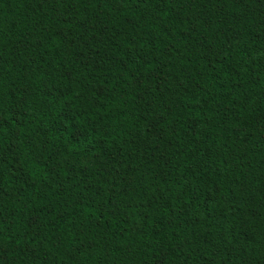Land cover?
Masks as SVG:
<instances>
[{
	"label": "trees",
	"instance_id": "obj_1",
	"mask_svg": "<svg viewBox=\"0 0 264 264\" xmlns=\"http://www.w3.org/2000/svg\"><path fill=\"white\" fill-rule=\"evenodd\" d=\"M0 264H264V0H0Z\"/></svg>",
	"mask_w": 264,
	"mask_h": 264
}]
</instances>
